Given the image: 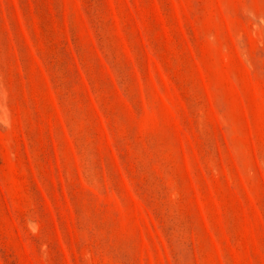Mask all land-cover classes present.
Wrapping results in <instances>:
<instances>
[{
    "label": "rangeland",
    "instance_id": "obj_1",
    "mask_svg": "<svg viewBox=\"0 0 264 264\" xmlns=\"http://www.w3.org/2000/svg\"><path fill=\"white\" fill-rule=\"evenodd\" d=\"M0 264H264V0H0Z\"/></svg>",
    "mask_w": 264,
    "mask_h": 264
}]
</instances>
